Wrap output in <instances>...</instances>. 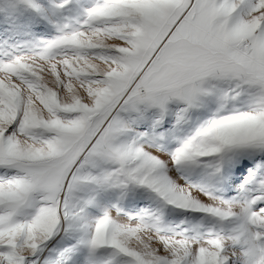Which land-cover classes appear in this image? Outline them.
I'll return each mask as SVG.
<instances>
[{
  "label": "snow or ice",
  "instance_id": "1",
  "mask_svg": "<svg viewBox=\"0 0 264 264\" xmlns=\"http://www.w3.org/2000/svg\"><path fill=\"white\" fill-rule=\"evenodd\" d=\"M0 264H264V0H0Z\"/></svg>",
  "mask_w": 264,
  "mask_h": 264
}]
</instances>
